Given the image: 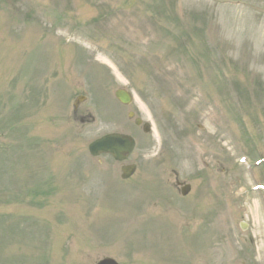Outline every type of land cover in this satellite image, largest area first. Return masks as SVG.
Listing matches in <instances>:
<instances>
[{"label": "rangeland", "instance_id": "rangeland-1", "mask_svg": "<svg viewBox=\"0 0 264 264\" xmlns=\"http://www.w3.org/2000/svg\"><path fill=\"white\" fill-rule=\"evenodd\" d=\"M255 186L264 0H0V264H264Z\"/></svg>", "mask_w": 264, "mask_h": 264}, {"label": "water", "instance_id": "water-1", "mask_svg": "<svg viewBox=\"0 0 264 264\" xmlns=\"http://www.w3.org/2000/svg\"><path fill=\"white\" fill-rule=\"evenodd\" d=\"M115 97L119 102L123 105H128L131 103L130 95L123 91L118 90L115 93ZM82 98L77 99V103L80 102ZM76 103V104H77ZM129 117H132V114H129ZM135 124L140 125L141 121L139 119H135ZM143 131L148 132L149 128L147 125L143 126ZM134 148V141L129 136L120 135V134H109L103 136L94 142H92L89 147V153L91 156L96 157L101 154H109L114 160L121 162L127 159ZM135 171V166H124L121 167V178L127 179L129 178ZM189 191V186H185L182 190V195H185ZM97 264H116L111 259H104Z\"/></svg>", "mask_w": 264, "mask_h": 264}]
</instances>
